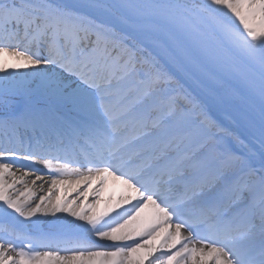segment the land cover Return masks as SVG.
<instances>
[{
    "label": "snow or ice",
    "instance_id": "snow-or-ice-1",
    "mask_svg": "<svg viewBox=\"0 0 264 264\" xmlns=\"http://www.w3.org/2000/svg\"><path fill=\"white\" fill-rule=\"evenodd\" d=\"M0 264H264V0H0Z\"/></svg>",
    "mask_w": 264,
    "mask_h": 264
},
{
    "label": "bare ground",
    "instance_id": "bare-ground-1",
    "mask_svg": "<svg viewBox=\"0 0 264 264\" xmlns=\"http://www.w3.org/2000/svg\"><path fill=\"white\" fill-rule=\"evenodd\" d=\"M221 119H223L225 126L231 127L235 131L236 135L240 136L241 138H244L246 133L243 131L242 128H240L236 124H233L229 119H227L226 116H221ZM41 175H46V173H41Z\"/></svg>",
    "mask_w": 264,
    "mask_h": 264
}]
</instances>
